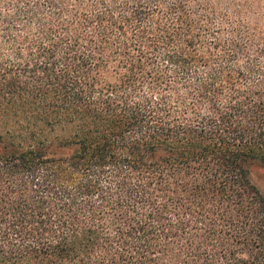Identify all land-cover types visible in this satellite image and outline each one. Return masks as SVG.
<instances>
[{"label": "trees", "instance_id": "1", "mask_svg": "<svg viewBox=\"0 0 264 264\" xmlns=\"http://www.w3.org/2000/svg\"><path fill=\"white\" fill-rule=\"evenodd\" d=\"M1 124L0 264H264V0H0Z\"/></svg>", "mask_w": 264, "mask_h": 264}, {"label": "rangeland", "instance_id": "2", "mask_svg": "<svg viewBox=\"0 0 264 264\" xmlns=\"http://www.w3.org/2000/svg\"><path fill=\"white\" fill-rule=\"evenodd\" d=\"M7 127L0 125V130H4ZM12 128V127H11ZM57 133H50L51 138L55 137ZM50 155L54 157H59L60 152L50 150ZM250 173L253 183L264 192V166L259 163H253L250 165ZM175 175V174H174ZM172 177L169 179V186L172 191L179 193L182 197L181 200H176L172 197L167 199L168 209L170 210V215H177L178 210L175 208L180 207L179 216L183 225H185V230L189 231L191 236L206 238L209 232H214V237L211 240V246H214L216 251H222V256L228 254L231 249L236 252L238 257H247L246 249L247 247L237 245V231H235L234 224H231V220L235 219V214L230 215L233 212V205L230 203L221 204L219 200L213 199V203L207 198L201 197L200 199L194 201L190 198L188 194L189 190H184L183 187L178 186L177 179ZM203 188V187H201ZM0 198H2L0 196ZM210 199V198H209ZM184 204H186L184 206ZM203 204V205H202ZM184 206V208H181ZM172 211V212H171ZM218 219L217 224H213L212 220ZM238 253V254H237ZM220 263L221 260H220Z\"/></svg>", "mask_w": 264, "mask_h": 264}]
</instances>
